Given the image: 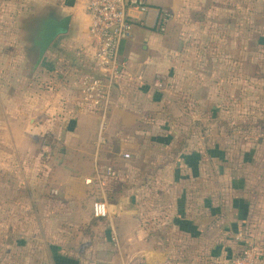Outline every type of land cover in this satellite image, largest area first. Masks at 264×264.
Here are the masks:
<instances>
[{
    "label": "crops",
    "instance_id": "crops-1",
    "mask_svg": "<svg viewBox=\"0 0 264 264\" xmlns=\"http://www.w3.org/2000/svg\"><path fill=\"white\" fill-rule=\"evenodd\" d=\"M186 2L191 4L192 1L150 0L151 9L166 8L173 13L172 26L161 34L155 28L137 24L132 37L122 43L120 58L127 63L130 80L122 83L124 90L113 93L105 119L104 146L99 145V116L81 107L78 97H74L76 104L72 102L71 107L65 109L74 119L69 125H62L60 156L46 158L43 152L37 151L32 135L35 131H46L47 125L40 121L50 110L45 88L39 80L42 75L35 68L37 51L32 39L37 30L33 33L32 28L37 25V29L39 22L52 13L58 19L70 16L68 31L55 38L49 51L61 58L68 54L74 56L78 50L89 46L87 0H0V116L8 117L6 123H9L4 127V121L0 129L12 132L11 142L22 152L20 156H13L12 163L7 158L1 160L4 167L0 169V264H88L91 261L102 264H230L245 241L257 247L258 264H264V203L251 199L264 197V190L247 191L245 195V184L239 185L237 181L225 189L223 186L188 188L185 182L190 180L186 174L162 171L170 164L184 168V152L188 147L185 142L183 146L186 147L178 154L172 153L180 145L172 139L178 131L174 125H164L166 115L177 109H159L157 106L165 88L155 87L158 75L168 68V53L175 50L174 42L179 37L175 22L183 25L184 34L190 25V15L184 13ZM235 3L237 7L236 0L234 7ZM52 7L55 9L48 10ZM190 10L188 8L187 13ZM217 14L215 20H220V29L224 24L222 20H230L227 24L231 34L225 46L231 54L239 44L237 38L234 43L232 38V22L237 15L236 11L233 15V0H230L228 17H223L226 15L221 12ZM152 21L153 15L150 24ZM206 21L207 17L202 26ZM20 29L29 43L22 49L15 45ZM237 31L235 37H238ZM214 33L217 34V30ZM59 37L62 38L60 44L57 43ZM210 41L204 37L200 42L204 51L218 47ZM220 41L222 43L221 38ZM247 65H251L253 72V61L247 59ZM42 66L44 68L43 63ZM247 79L254 82L255 76L251 73ZM206 114L204 119H210ZM220 115L222 111L216 110L211 116L213 120L209 121L219 123ZM9 117L22 124H15ZM261 125L258 138H262V152L253 159L264 165V117ZM124 153H129L135 161L133 170L123 168L127 161L122 157ZM208 157L211 163L219 165L218 157ZM160 158L165 160L162 165L157 163ZM110 165L119 166L114 168L119 185L85 184V180L94 177L96 168ZM139 166L141 169L137 172ZM218 175L220 177L214 178L216 183L222 182V172ZM195 179L206 180L204 176L191 178ZM108 191H113V197ZM88 192L92 202L89 198L80 209V198ZM103 196L107 199L110 217L95 219L93 203ZM14 213H21V217L16 218ZM91 220L108 221L112 227V242L118 247L114 255H73V237L77 238L78 228L88 226ZM20 227L22 232L14 230ZM129 244L134 247V255H123L119 245L126 251Z\"/></svg>",
    "mask_w": 264,
    "mask_h": 264
},
{
    "label": "rangeland",
    "instance_id": "rangeland-1",
    "mask_svg": "<svg viewBox=\"0 0 264 264\" xmlns=\"http://www.w3.org/2000/svg\"><path fill=\"white\" fill-rule=\"evenodd\" d=\"M191 1V4L186 2V5H183L185 8L184 13L190 15V25L187 28L185 27L184 34L183 25L175 22L174 28H176L177 35H179L174 42L175 50L168 53L167 57L169 59L167 61L169 63L168 68L162 70L164 74L158 75V79L164 83L165 89L161 92L163 99L157 107L159 109L168 107L178 110L171 112L172 115H166L167 122L164 127L174 125L178 134H173L172 139L178 141V144L181 142L187 143L188 147L184 152L186 156L183 158L182 164L185 167L178 168L175 164H170L165 165L162 171L186 174L185 176L190 180L185 182V186L188 188L204 186L216 189L218 186H223L225 189L230 187V183L237 181L239 185L245 184V189H243L245 195L247 191L252 193V190L261 192L264 190V165L262 162L255 161V159L262 152L260 146V139L262 138L258 137L262 130L261 124L264 117V47H262L264 46L262 45L264 44V0H236L237 7L236 3L234 7L233 0V15L235 11L237 15L235 14L236 18H233L232 22V38L233 43L237 38L239 44L237 52L233 51L231 54L227 52L225 46V40L228 42L231 34L229 24H227L230 20H222L224 24L221 29L219 26L220 20H215V16H218L217 13L220 12L226 15L223 17H228L230 0ZM183 6L181 7L183 8ZM188 8H191L190 13H187ZM53 9L55 8H48V10ZM206 17V25L202 26V21ZM170 25L172 26V24ZM170 25L161 34H165L171 27ZM236 29L238 30V37L234 35ZM214 30H217V34L214 33ZM204 37L211 39L212 44L218 45L216 50H203L200 42ZM220 38L224 43L223 45ZM61 39L59 37L57 43L60 44ZM15 40L16 43L13 42L21 49L29 45L27 35L21 29ZM252 51H254L253 54ZM66 59L70 62L73 55L68 54L61 58L49 51L42 62L44 68L42 66L36 70V72L39 70L42 75L39 80L42 87L45 88L46 102L50 110L46 111V116L40 121V124L47 125V128L44 129L46 131H35L32 132V135L33 141L37 145V151L41 154L43 152L46 158L60 156L62 151L61 138L64 134L62 125H69L74 119L71 112L69 114L65 112L67 107L68 109L71 107L72 102L76 104L73 98L78 97L72 79L67 81L65 72L68 70V64L64 62ZM247 59L250 62L252 60L254 63L253 72H251L252 64L247 65ZM32 63L33 61H31L29 69L32 68ZM64 63L67 65H64ZM235 63H238V66H234ZM251 73L255 76L254 82L247 79ZM0 89L2 88L0 87ZM4 90L8 89L4 87ZM116 93H119L118 88ZM205 99L209 105H207ZM216 110L220 113L222 111V116L218 117L219 123L209 121L213 120L211 116ZM206 112V115L210 117L208 120H205L204 114ZM158 117L156 114V118ZM9 118L15 124H22V122L15 121L14 117ZM6 119L8 117L0 116V127L4 126L2 125L4 121V127L9 124L6 123ZM38 121L39 118L36 117V123ZM97 124L99 134L101 129L100 119ZM10 135H12V132L0 129V169L4 167L1 160L7 158L12 163V160L14 161L13 156L16 157V154L19 156L22 154L14 147ZM104 137L105 129L102 132L101 143L99 144L101 147L104 146ZM168 137L169 135H167ZM157 150L158 154L162 151L160 147ZM209 155L214 156L213 158L218 157L220 160L219 165L218 163H211L208 159L210 158ZM157 161L158 165H162L165 160L160 158ZM133 165H135V161L130 158L123 163V168L130 171L135 168ZM110 166L115 169L119 167L118 165ZM140 169L139 166L136 171L139 172ZM219 171L222 172V182L219 180V183H216L214 178L216 176L220 177L218 175ZM203 176L206 178L205 182L199 181L200 178L191 180L192 177ZM233 178L236 180H233ZM85 195L80 198V209L90 198L89 192ZM251 199L256 203L258 201L260 204L264 203V197L262 196H257L256 199L252 197ZM90 202H92V199ZM14 216L20 218L21 213H14ZM14 230L17 232L23 231L21 227ZM112 231L108 221L91 220L88 226L82 225L78 228L77 238L74 236L72 239L71 245L73 247L71 249L73 255H97V253L114 255L118 251V247L112 242ZM245 233L244 231V236ZM63 238H65L64 234ZM119 248L122 249L123 255L125 253L126 255H134L135 253L131 244L128 245L126 251H124L122 245L121 247L119 245ZM19 254L21 255L22 251Z\"/></svg>",
    "mask_w": 264,
    "mask_h": 264
},
{
    "label": "built area",
    "instance_id": "built-area-1",
    "mask_svg": "<svg viewBox=\"0 0 264 264\" xmlns=\"http://www.w3.org/2000/svg\"><path fill=\"white\" fill-rule=\"evenodd\" d=\"M86 12L90 19L89 46L75 53L65 74L67 81L72 79L74 82L79 105L99 116L101 140L113 93L117 88L124 90L122 83L130 80L127 63L120 58L122 43L132 37L137 24L164 33L175 16L166 8L151 9L150 0H87ZM151 15L153 21L150 24ZM155 87L162 90L164 84L158 79ZM122 157L128 160L131 155L124 153ZM117 177V171L111 166L96 168L94 177L85 180V184L106 186ZM92 211L95 219H108L110 212L107 199L103 196L96 200ZM239 239L242 240V236ZM259 258L257 247L245 241L240 253L231 259L230 264H258ZM88 264L102 263L91 261Z\"/></svg>",
    "mask_w": 264,
    "mask_h": 264
},
{
    "label": "water",
    "instance_id": "water-1",
    "mask_svg": "<svg viewBox=\"0 0 264 264\" xmlns=\"http://www.w3.org/2000/svg\"><path fill=\"white\" fill-rule=\"evenodd\" d=\"M71 17L58 19L53 13L39 22L37 32L32 39L33 48L37 51L35 68L43 62L55 38L68 31Z\"/></svg>",
    "mask_w": 264,
    "mask_h": 264
},
{
    "label": "trees",
    "instance_id": "trees-1",
    "mask_svg": "<svg viewBox=\"0 0 264 264\" xmlns=\"http://www.w3.org/2000/svg\"><path fill=\"white\" fill-rule=\"evenodd\" d=\"M262 45H264V44H262ZM71 61H73V59L71 60ZM70 61V62H71ZM64 62H66L67 64L69 63V61L66 59ZM67 64H65L64 63V65H67ZM51 69V68H50ZM183 145H185V143L184 142H181L180 143V145L177 147V148H174V151L175 152H172L173 154H178V152H180V150H182L183 148H185L186 146H183ZM110 185L111 184H113V185H119V183H118V178H116V179H114L113 181H111L110 183H109ZM108 193L113 197V191L112 192H110V191H108ZM111 197V198H112ZM100 220V219H99Z\"/></svg>",
    "mask_w": 264,
    "mask_h": 264
},
{
    "label": "flooded vegetation",
    "instance_id": "flooded-vegetation-1",
    "mask_svg": "<svg viewBox=\"0 0 264 264\" xmlns=\"http://www.w3.org/2000/svg\"><path fill=\"white\" fill-rule=\"evenodd\" d=\"M36 27H37V25H35V28H32V32L34 33V32H36ZM31 38V37H30ZM42 64V63H41ZM39 67H41V65L39 66Z\"/></svg>",
    "mask_w": 264,
    "mask_h": 264
}]
</instances>
